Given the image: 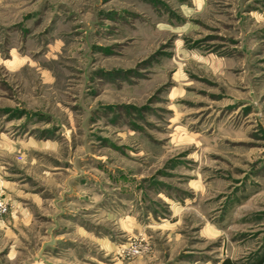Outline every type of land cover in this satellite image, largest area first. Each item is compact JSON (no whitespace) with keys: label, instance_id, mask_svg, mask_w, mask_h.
<instances>
[{"label":"rangeland","instance_id":"rangeland-1","mask_svg":"<svg viewBox=\"0 0 264 264\" xmlns=\"http://www.w3.org/2000/svg\"><path fill=\"white\" fill-rule=\"evenodd\" d=\"M0 264L264 259V0H0Z\"/></svg>","mask_w":264,"mask_h":264},{"label":"trees","instance_id":"trees-1","mask_svg":"<svg viewBox=\"0 0 264 264\" xmlns=\"http://www.w3.org/2000/svg\"><path fill=\"white\" fill-rule=\"evenodd\" d=\"M259 264H264V259Z\"/></svg>","mask_w":264,"mask_h":264},{"label":"built area","instance_id":"built-area-1","mask_svg":"<svg viewBox=\"0 0 264 264\" xmlns=\"http://www.w3.org/2000/svg\"><path fill=\"white\" fill-rule=\"evenodd\" d=\"M1 206V205H0Z\"/></svg>","mask_w":264,"mask_h":264}]
</instances>
